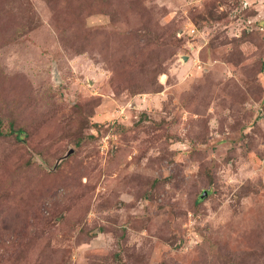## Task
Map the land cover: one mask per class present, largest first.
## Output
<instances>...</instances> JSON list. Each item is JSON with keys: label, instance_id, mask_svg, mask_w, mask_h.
Here are the masks:
<instances>
[{"label": "rangeland", "instance_id": "rangeland-1", "mask_svg": "<svg viewBox=\"0 0 264 264\" xmlns=\"http://www.w3.org/2000/svg\"><path fill=\"white\" fill-rule=\"evenodd\" d=\"M0 264H264V0H0Z\"/></svg>", "mask_w": 264, "mask_h": 264}, {"label": "water", "instance_id": "water-1", "mask_svg": "<svg viewBox=\"0 0 264 264\" xmlns=\"http://www.w3.org/2000/svg\"><path fill=\"white\" fill-rule=\"evenodd\" d=\"M183 60L186 61V58H184ZM55 80L57 81V73H55ZM72 152H73V151L70 150V151L66 154L65 158L68 157ZM206 196H207V191H203V193H202V195H201L200 198L203 199V198L206 197Z\"/></svg>", "mask_w": 264, "mask_h": 264}, {"label": "trees", "instance_id": "trees-1", "mask_svg": "<svg viewBox=\"0 0 264 264\" xmlns=\"http://www.w3.org/2000/svg\"><path fill=\"white\" fill-rule=\"evenodd\" d=\"M10 133H16V134H19L21 135L22 134V130L18 129V130H10L9 131ZM202 195V194H201ZM201 195L198 197V202L201 200Z\"/></svg>", "mask_w": 264, "mask_h": 264}]
</instances>
